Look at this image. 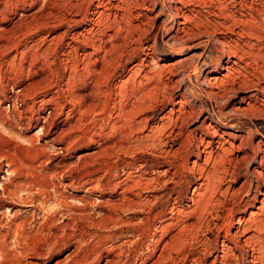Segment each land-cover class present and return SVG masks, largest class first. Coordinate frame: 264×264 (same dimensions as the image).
<instances>
[{"label": "rangeland", "instance_id": "obj_1", "mask_svg": "<svg viewBox=\"0 0 264 264\" xmlns=\"http://www.w3.org/2000/svg\"><path fill=\"white\" fill-rule=\"evenodd\" d=\"M180 1L0 0V264H248L242 250H222L214 224L230 207L246 219L259 212L262 182L248 173L264 151V109L244 110L264 104V0ZM232 61L217 90L209 71L221 79ZM40 74L45 83L12 95ZM204 119L228 150L214 139L224 161L208 168L228 166L220 192L239 197L215 206L202 235L175 250L165 245L191 215ZM17 183L25 191L8 197ZM130 191L139 205L110 207Z\"/></svg>", "mask_w": 264, "mask_h": 264}, {"label": "bare ground", "instance_id": "obj_2", "mask_svg": "<svg viewBox=\"0 0 264 264\" xmlns=\"http://www.w3.org/2000/svg\"><path fill=\"white\" fill-rule=\"evenodd\" d=\"M183 4H185V3H183ZM185 6H186V4H185ZM184 17H185V15L182 14L181 18H184ZM218 21H217V23H218ZM219 24H221V23L219 22ZM178 26H181L180 30H184L185 23L183 24V22L180 21ZM184 33H186V32H184ZM110 35H112V34H110ZM92 46H94V45H92ZM226 47L229 48L228 46H226ZM101 48H102V46L98 45L96 49L100 50ZM103 48H104V51H106L105 47H103ZM106 52H108V50ZM37 60H39V59H37ZM35 62H37V61H35ZM93 63H96V62H93ZM42 65H44V64H42ZM236 65H237V62L236 61H232L231 62V66L229 68L225 69L226 74L223 76L224 79L223 78L218 79L215 76V74H216L215 71H209L210 78L208 80L209 81L210 80L213 81V83L212 84L210 83V84L212 86H215L214 88H216L217 90H219V87H224L228 83V81L230 80L231 74L233 72H235L234 71V67ZM90 66H91V64H90ZM93 66H95V64ZM77 69L75 71H77ZM84 69H85V67H84ZM84 69H83V71H84ZM98 69H100L99 71H103L104 70V69H102L101 65L99 66ZM88 70L90 71L91 69H88ZM72 71H73V69H72ZM75 71H74V75L76 73ZM79 72H78V74H79ZM86 73H88V72H86ZM89 73H91V74H100L101 72L98 73L95 70H91ZM46 77L44 75L40 74L38 79H34V80L30 81L24 87L19 88L17 91H13L12 95H14V97L17 99V97L22 95L24 92H29V91L35 89V87H38L41 83L42 84L45 83L46 82L45 80L48 79ZM210 84H209V86H210ZM57 89H59V88H57ZM57 89H55V90L57 91ZM258 89H259V91L264 93V84L260 85L258 87ZM60 92H62V91H60ZM78 96L79 97H77V95H76V98H79V100H81V101L86 100V99L89 100V97L86 94L85 95L80 94ZM56 97H58V96H56ZM11 99H13V98H11ZM50 100H52V99L50 98ZM79 100H77V101H79ZM132 103H134V102H132ZM53 105L56 107L57 102H53ZM134 105H135V103L133 104V108H134ZM246 105H247V107L245 108L244 111H248V110H252V109H254V110L259 109L258 111H263V109H264V104H261V106L263 107V108L261 107L262 109L259 108V105L251 104L250 102L246 103ZM130 106L132 107V105H130ZM55 109L52 108V107L50 109H48L46 117H43V125H41V127H40L41 130L44 129L46 131L47 128H49L48 127L49 124H50L49 120L53 119L56 116ZM131 110H133V109H130L129 111H131ZM205 119L201 122L202 124H201V127H200V131L202 130V132H203L201 134L202 136L200 135V137L198 138L197 144H195V159H193V161H191V165H190V170L192 172H197V178H195V177L194 178H195L196 181H198V183L193 187L192 194L189 197V201L191 203L190 204V206H191L190 208L191 209L189 210V214H191V215L188 216L186 221H184V223H183L184 225L182 227H179L180 229H178L177 232L175 234H173L172 238H170L168 243H166V245H165L166 247L171 248V249L175 248V250L179 249L180 246L182 244L186 243L188 239H192V237L203 233V229L204 228H208L209 227L210 224H209V221H207V219H206V215H212L213 216L214 214H212L211 210H214L213 208L215 206H220L221 208L222 207L224 208V205L226 206L225 202L227 200V197H231L232 198V196H234V201H235V197H237L235 195L239 194L238 192H231L232 194L230 193V195L228 193L229 196L227 194L224 195L225 192L229 191L228 189H226L225 192H220L221 190L219 188L220 187L219 184H220V182H222L221 181V180H223V176L222 175L224 173H226L225 172L226 171V167H228V166H224L223 169H222L223 171L220 170L219 172H218L217 169H213V171H210V169H209L210 168L209 164H212L213 166H216L214 164H215V162L218 163V159H220V162L224 161L223 160L224 158L222 159L221 154L219 155V151H217V150L213 151V148H212L213 140L216 139L215 142H216V144H218L217 149H219L220 152L221 151L226 152L228 150H227V148H226V150L222 149V147H223V143L221 142L222 136L217 133V131L213 128V126L211 127L209 124H207ZM142 122H144V120H140V121L138 120V121H136L134 123V125H131V126H130V124H132L131 122L126 123L127 126H128L129 132L132 133L133 127L138 128V125L141 124ZM144 125L142 127H145ZM241 141H243V140H241ZM228 143L230 144L231 142H228ZM228 146H230V149H234L233 148L234 146H232V143L230 145H228ZM237 147L239 148V145ZM258 149L260 150L259 152L261 153L260 157H259V165L257 167H255L254 169H252V171H250L248 174H249V176H254V178L256 180L262 182L261 183L262 185H260L256 189V191L258 193H260V195H261V198L258 200L259 207H255V209L258 210L259 212L256 213V214H252L253 211H252V213H250L251 212L250 211L249 212L250 216L253 217V218L251 219V217L250 218L248 217L249 219H246V218L240 217V216L236 217L235 214H236L237 210H235L233 207H230V208L226 209L228 212H226L227 215H226L225 221L223 223H215L214 224V227H216V229L218 230L216 239L218 238L217 240H219V237L220 236L222 237V241H221V244H220V246L222 247V250H226V249H229V250H242L243 253L245 255H247L248 258H249L247 260L248 264H264V153H263L264 151L261 149V146L258 147ZM249 157L250 156L246 154L245 157H243V159L245 160V159H248ZM241 160H242V158H241ZM231 180H233V179H231ZM247 182H248V177H246V175H245V182L243 184H247ZM31 184L34 185V181L32 183H30V185ZM137 184L140 185L141 187H143V186L146 187L145 185H148L147 182H145L144 180L137 181ZM243 184L241 185L239 190H242V188L244 189V185ZM23 185H22V183H17V184H15L13 190L5 189V188H4V190H7L6 192H7V196L8 197H14L15 198V197H17L15 195H18L17 193H19L20 189H22V191H25V190H23V187H22ZM24 189H26L25 185H24ZM218 193L221 195L223 200H221L220 198H216ZM120 196L122 198L121 199V203L112 201L113 203L111 205L109 204L112 209L122 208L124 206V204H125V206H128V205L129 206H131V205H136L137 206V205L140 204L138 202V197H140L138 193H133L132 191H130V192H128L127 195L122 193V194H120ZM242 196H241V198H242ZM241 198L238 199L239 202H241L243 200V198L242 199ZM252 198H253L254 201H257V197H252ZM248 204L249 203H247V200H244L242 206H244V208H247ZM174 208L175 209L171 208L172 210L170 212V215H171L170 218L172 220H174V221L178 220V222H180L179 221V219L181 220L180 216H183L182 212L179 211L178 209H176V207H174ZM254 213H255V211H254ZM255 215L256 216L259 215L260 217L259 218H254ZM215 217L217 218L218 216L216 215ZM219 217H220V215H219ZM254 230H256V232L258 231V234H259L258 236H254L255 234L254 235H250L251 232L254 231ZM1 236L2 237H0V238H2V242H4V239H3L4 235H1ZM216 251H218L217 248H216ZM227 252L228 251H225L224 255H223L225 257V259L228 257L227 256L228 255ZM243 253L241 254V258H243V255H244ZM0 257L3 258V259L7 257V254L3 251V247H1V246H0ZM216 257L217 256H215L214 261H212V264H215ZM231 257H232V254H231ZM237 257H238V255H237Z\"/></svg>", "mask_w": 264, "mask_h": 264}]
</instances>
